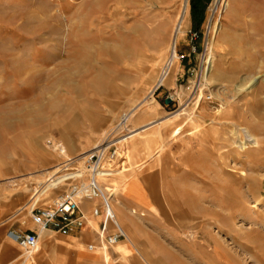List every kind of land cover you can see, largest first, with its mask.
Here are the masks:
<instances>
[{
  "label": "rangeland",
  "instance_id": "1",
  "mask_svg": "<svg viewBox=\"0 0 264 264\" xmlns=\"http://www.w3.org/2000/svg\"><path fill=\"white\" fill-rule=\"evenodd\" d=\"M204 1L196 30L191 0H0V201L26 195V226L31 207L87 182L70 180L85 172L80 158L139 107L124 168L130 143L133 154L152 150L137 170H157L172 220L152 219L151 229H165L166 244L193 264H264V0H225L219 11L222 0ZM172 46L185 59H173L157 89ZM193 108L198 124L185 115ZM245 127L257 137L247 142Z\"/></svg>",
  "mask_w": 264,
  "mask_h": 264
},
{
  "label": "crops",
  "instance_id": "2",
  "mask_svg": "<svg viewBox=\"0 0 264 264\" xmlns=\"http://www.w3.org/2000/svg\"><path fill=\"white\" fill-rule=\"evenodd\" d=\"M189 24L187 23L186 28ZM175 67L172 84L178 68L177 63ZM159 111L155 107L153 112L141 116L136 123L145 124L148 118L154 117ZM58 148V157L64 158L63 163H67L68 156L64 147L59 145ZM132 149L133 145L130 143V167L124 168L126 162L122 169L125 171L122 175L129 178L126 180L115 176L100 182L114 193L111 206L117 223L126 235L125 239L112 247H105L101 243L99 233L103 226L104 213L99 200L80 203L79 210L85 217V225L68 235L39 231L34 225L26 226L23 221L28 219L26 211L29 198L23 195L11 201H0V264H193L184 260L179 251L166 244L164 233H161L165 229L159 232L151 229L152 219L157 220L162 228L172 220L163 212L157 170H147L144 174L137 170L139 163L151 156L152 150L147 156L139 152L133 154ZM45 159L41 157V160ZM95 210H98L96 216L93 215ZM106 228L108 234L114 232L111 224L108 223ZM9 231L37 233V251L27 257L7 236Z\"/></svg>",
  "mask_w": 264,
  "mask_h": 264
},
{
  "label": "built area",
  "instance_id": "3",
  "mask_svg": "<svg viewBox=\"0 0 264 264\" xmlns=\"http://www.w3.org/2000/svg\"><path fill=\"white\" fill-rule=\"evenodd\" d=\"M197 37L196 33L191 34V39ZM195 52V48H192L191 54L194 55ZM174 54L173 57H176V61L185 59L182 55L174 56ZM173 57L165 63L158 81L157 89L162 86V82L168 76L173 64ZM205 67L206 50L201 56L198 67L197 74L199 81L202 80L201 78L204 74ZM168 98L174 101L173 97L169 96ZM138 109L139 107H134L128 113L124 114L108 137L84 158L85 175L71 180L76 181L86 178V183L76 182L62 198L49 207L35 208L34 205L30 208L29 215L31 222L39 231H53L61 235H68L74 230L82 229L85 225V217L79 210L80 203L82 201L99 200L104 213V222L99 233L101 243L105 247H112L126 238L123 229L115 220V214L111 206L110 191L100 183L99 179L101 178V173L106 171L120 172L126 164V146L131 135L130 121L132 117L135 116ZM93 215H98V210L93 211ZM108 223L113 227L114 232L112 234H108L107 232L106 226ZM7 236L14 241L28 257L34 254L38 249L39 237L35 232L20 233L9 231Z\"/></svg>",
  "mask_w": 264,
  "mask_h": 264
},
{
  "label": "bare ground",
  "instance_id": "4",
  "mask_svg": "<svg viewBox=\"0 0 264 264\" xmlns=\"http://www.w3.org/2000/svg\"><path fill=\"white\" fill-rule=\"evenodd\" d=\"M217 2H218V0H217ZM225 3H226V1L225 0H222V3L218 6V11H219V9L223 6V5H225ZM184 10L185 9H183V11H182V15H180L179 17H178V19H177V23H176V25H177V28H176V32H175V35H174V39L177 37V35H178V33H180V31H181V27H182V21H183V17H184ZM214 29V28H213ZM174 49H173V46H172V54H171V56L173 57V54H174ZM174 56H176V54H174ZM175 58V60H176V57H173L172 58V61H173V59ZM212 71V70H211ZM173 73V72H172ZM211 75V74H210ZM212 77V76H211ZM213 79V78H212ZM238 92H240V91H238ZM234 97V96H233ZM230 102V101H229ZM229 102H226V101H224V107H225V105L226 104H228ZM227 106V105H226ZM223 106H221V108H222V110L221 111H223V112H221V114H220V117H222V118H225V117H227V118H229L233 113H234V109L232 108V107H229V106H227V107H225L224 108ZM198 109V108H197ZM194 111H195V108H193V109H190L189 111H185V115H186V118H187V120L188 121H191V123L192 122H195V123H197L198 124V122H200V121H202V117H201V115L200 116H194L193 115V113H194ZM250 114V113H249ZM193 115V116H192ZM195 117V118H194ZM187 125V122L186 123H184L182 126H178V127H176L177 128V131H176V133H178V132H182V130H183V128L185 127ZM201 125V124H200ZM201 128V127H200ZM179 133V134H180ZM207 133L211 136V137H215L216 135H217V129H216V126H214V125H211L210 126V128L209 129H207ZM230 133V132H229ZM241 137H245L246 139H247V142H249V140L248 139H251V138H253V137H257L256 136V134H254L253 132H252V130L250 129V128H247V127H245L244 129H242V133H241V135H240ZM246 143V142H245ZM257 144V143H256ZM243 146V145H242ZM247 146V145H246ZM94 149V148H93ZM93 149H91V150H93ZM90 150V151H91ZM63 154V153H62ZM86 153H83V154H81V155H85ZM65 157H66V155H65ZM85 157H82V158H80V159H84ZM66 161H71V160H69V158L67 157V159H66ZM120 172H113V171H106V172H103V173H101V178L99 179V181L101 182L102 180H104V179H107V178H109V177H111V176H117V175H120L119 174ZM122 173V172H121ZM84 175V172H82L80 175H75L73 178H80V177H82ZM108 191H110L111 189H108V188H106ZM112 194H114V193H112L111 191H110V197L112 198ZM135 212V211H134ZM142 216H144V214L142 213ZM115 220H116V218H115ZM117 222V221H116ZM119 225V224H118ZM28 257V256H27Z\"/></svg>",
  "mask_w": 264,
  "mask_h": 264
},
{
  "label": "trees",
  "instance_id": "5",
  "mask_svg": "<svg viewBox=\"0 0 264 264\" xmlns=\"http://www.w3.org/2000/svg\"><path fill=\"white\" fill-rule=\"evenodd\" d=\"M191 18L193 26L198 30L199 26L203 22V11L205 7L204 0H191Z\"/></svg>",
  "mask_w": 264,
  "mask_h": 264
},
{
  "label": "water",
  "instance_id": "6",
  "mask_svg": "<svg viewBox=\"0 0 264 264\" xmlns=\"http://www.w3.org/2000/svg\"><path fill=\"white\" fill-rule=\"evenodd\" d=\"M170 103H171V100H170V99H166V100H165V104H166V105H169Z\"/></svg>",
  "mask_w": 264,
  "mask_h": 264
}]
</instances>
